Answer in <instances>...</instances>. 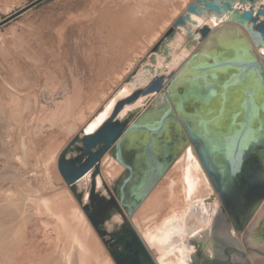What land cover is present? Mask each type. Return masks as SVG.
I'll use <instances>...</instances> for the list:
<instances>
[{"label": "water", "instance_id": "95a60500", "mask_svg": "<svg viewBox=\"0 0 264 264\" xmlns=\"http://www.w3.org/2000/svg\"><path fill=\"white\" fill-rule=\"evenodd\" d=\"M199 1L206 9L227 12L229 17L214 32L207 26L199 28L200 39L206 40L213 33L217 45L222 34L234 33L242 48L225 57L207 55L206 67L198 69L193 80H185L183 74L205 54L203 48L185 63L164 91L160 84L119 101L103 126L94 134L73 139L57 161L60 176L115 264H156L128 219L187 143L193 147L220 206L203 229H196L199 224L195 214H201L200 209L188 216L184 222L187 240L181 235L172 236L168 247L179 249L186 264H264V217L257 211L264 196V70L262 58L254 52L264 40V20H260L264 6L255 13L250 8H233L226 1L221 6ZM197 11L194 4L187 8L188 13ZM183 21L181 17L174 27ZM153 90L160 92L158 98L164 105L155 100L130 121H116L126 103ZM258 95L262 102L256 99ZM106 152L123 166L124 172L103 196L97 190L95 175ZM253 155L255 163H260L259 177L254 188L247 189L253 187L252 182L245 185L244 179ZM234 166L238 172L233 171ZM91 168L95 172L83 205L84 192L75 185ZM242 187L250 196H246L249 201L238 219L235 206L239 203L235 200H240ZM115 214L120 215L122 223L107 231L105 225ZM233 233L242 235L241 242Z\"/></svg>", "mask_w": 264, "mask_h": 264}, {"label": "rangeland", "instance_id": "374dc122", "mask_svg": "<svg viewBox=\"0 0 264 264\" xmlns=\"http://www.w3.org/2000/svg\"><path fill=\"white\" fill-rule=\"evenodd\" d=\"M35 1L0 0V264H80L77 237L89 251L86 264H115L97 234L103 251L74 214L69 186L48 159L69 142L72 131L47 114L55 101L77 89L84 102L70 127L87 116L141 54L133 47L136 39L123 31L129 18L139 14L142 20L136 22L142 25L148 10L154 11L150 3L162 0H44L31 6ZM10 97L18 104L8 105Z\"/></svg>", "mask_w": 264, "mask_h": 264}, {"label": "bare ground", "instance_id": "6f19581e", "mask_svg": "<svg viewBox=\"0 0 264 264\" xmlns=\"http://www.w3.org/2000/svg\"><path fill=\"white\" fill-rule=\"evenodd\" d=\"M162 1H159L158 4L154 2L150 3L152 4L154 11H151L149 13L148 10V14L146 18L144 17L145 20L143 19L142 21L143 23L141 22L142 25L139 24L141 26L138 25L140 20V17H138L139 14L138 16L133 17L136 18V20L133 19L134 21L131 20L132 17L129 18V21L131 23L128 22V24L126 25L123 31L125 30L127 31L129 39L130 38L136 39L135 41L136 43L133 45V47L136 48L138 47L141 51V54L138 56L135 62L133 61L132 64L129 65L128 69L125 72L121 73L122 75H120L121 77L119 82L116 83L113 88H110L108 92L104 93L101 96L100 100L91 108L87 116L81 118L78 121V123L70 127L69 125L70 118L76 113L80 105H82L84 102L83 92L81 93V91L79 92V90L77 89L74 90L73 94L71 95L68 94L69 96H65L64 98L62 99L60 98V100L54 102V108L52 111L48 112L47 118L50 121L52 120L59 121V123H61L63 127L66 126L69 127L67 128L68 131L69 130L72 131V136H70L71 139H69V142L67 144L63 143L65 146L62 149L60 148L61 150L59 152L56 153L54 152V154L50 155L51 157L49 156L48 158L50 161H52L53 165L56 168H57L58 158L62 153V151L66 148V146L75 138H80L83 135L94 134L101 126H103L107 122L108 118H110L109 116L111 115L113 109L115 108L114 106L119 101L127 100V98H129V96L132 93L134 94L135 92L137 93L142 92L151 86L155 87L161 84L160 90L164 91L166 86L183 68L185 63L203 48H205L206 50L205 54L197 58L193 62V64H191L189 70H187V72L183 74L185 80L186 79L193 80L196 77L197 70L206 67L207 63L205 62V60L207 55H217L216 57L220 58V57H225L226 55H230L231 52L238 51L242 48L241 43L238 41V36H236V34L234 33L222 34L217 40V45H214L213 43V39H212L213 33H211V35L206 40L200 39L198 29L201 28L202 26H207L211 29L212 32H214L217 28H219L220 26H222L223 24L229 21L227 12L217 13V12H213L212 10H208L204 7L203 2L199 0H170L167 6H165V3H167L166 0H162ZM206 1L210 3H215L220 6L222 2L226 1V2H230L233 8L239 10L250 8L253 9L255 13L261 8V6H264V0H206ZM191 4H194L196 6L198 10L197 13L187 12V8ZM5 10H6L5 13L7 12L6 14H9L11 12V10L9 9H5ZM142 10L144 11V9ZM134 12L136 11L134 10ZM129 15L132 16L131 13ZM142 15L140 13V16ZM181 17L184 20L183 23L177 26V28H175L174 25ZM193 17H195V19H193ZM137 19H138V23L136 22ZM260 20H264V15L260 16ZM135 23H137L138 25L137 26L138 28L136 29H134V26L136 25ZM132 26L133 29H131ZM235 28L239 29V27H235ZM124 34L125 36H127L126 33ZM245 34H247L246 31ZM254 52L257 55L258 59H260V57L262 58V67L264 70V53L261 52V46L258 48L254 47ZM143 56H145L143 61L147 60V62L145 64L144 63L140 64V61ZM159 96H160V92L155 90L139 94V96L133 102L126 103L123 106V108L121 109L120 113L116 118V121H126V120L130 121L134 117V115L138 113V111L140 110L141 112L144 111L153 102H155V100H157L158 104L160 103L159 105H164L162 98L161 97L158 98ZM255 97L258 101L262 102V98L259 95ZM7 102L8 105L14 106L18 104V99H16L15 97H10ZM41 117L42 116H40V118ZM169 126H171L174 130L173 125H169ZM163 136H165V133L163 134ZM22 149L26 151L25 150L26 147ZM69 156L70 153L68 152L67 157ZM259 158L260 156L257 157L256 159ZM251 160L253 161L251 162V165H248L244 179H245V185H249V183L252 182L253 187L249 185L246 187L247 189H253L259 177V173L257 172L259 170L258 166L260 165V163L259 164H257V162L255 163L254 155L251 157ZM256 164L257 166L255 167ZM98 165H99V171L95 175L97 190L100 191L103 196H106L107 195L106 188L111 190V186L113 185V183L116 180V177L118 176L117 174L122 175L124 172V168L109 154V152H106L104 154V156L99 161ZM94 172H95V168H91L89 172H87V174L84 177H82L75 185V187L78 190L82 189L84 192L83 193L84 197L82 200L83 205L86 204V200L89 194L90 185L93 179ZM253 172H254V177L252 176ZM16 187L18 186L16 185ZM239 192H241L239 194L240 200L237 199L235 200V202L238 201L239 203L238 205L235 206L238 207L237 211H239L236 213L238 219L242 218L241 210L242 211L244 210L243 208H245L244 206L247 204L245 202L249 201L248 199H246V196H250L249 195L250 193L247 192L243 187ZM66 194H67L66 195L67 198H69L70 201L72 202L74 214L78 217V219L82 223L86 224L85 228L89 232V235L92 236L91 238L95 240L97 245L103 251V246L100 244V242H98L96 232L94 231L87 217L85 216V214L81 209L79 210L74 205V199H73L74 196L70 191V187H68ZM33 200L30 201L33 202ZM219 206H220V201L217 194L213 190V187L209 179L207 178L195 154L193 147L191 146L190 143H187L183 148L180 149L179 154L172 163V165L164 173L162 178L159 180V182L156 184L153 190L149 193V195L146 197L143 203L138 207L135 213L131 216V218L128 219V221L131 224V226L134 228L135 232L138 234L143 244L147 247V249L151 253L156 264H186L180 250L174 249L173 247L169 248L168 241H170V239L173 238L172 236L175 235H181L180 237L183 240L184 239L187 240V235L184 230V222L188 216L194 215L195 212L197 213L199 211V209L202 211V213L199 214L198 212L199 217L197 214H195V218L197 219V222L199 224V226L196 229L205 228L209 224L214 212ZM23 208H26L25 210H27V207H23ZM257 211L262 212L260 217H264V196L262 198L261 203L259 204ZM53 212H54L53 214L57 215L56 217L59 220H62L61 216L63 215L61 212H56L54 210V207H53ZM154 214H157L158 217L153 218ZM139 217H141V222L138 219ZM121 223L122 220L120 215L115 214L111 219V221L106 223L105 225L106 230L111 231L113 230V228L117 227ZM234 236L239 242H241L242 235L234 234ZM76 241L80 246V249L82 251L81 253L83 254V256H85L89 251L88 252L86 251L84 242H82V240L78 237L76 238ZM83 256H80V261H79L80 264H86Z\"/></svg>", "mask_w": 264, "mask_h": 264}, {"label": "snow or ice", "instance_id": "6c2138e0", "mask_svg": "<svg viewBox=\"0 0 264 264\" xmlns=\"http://www.w3.org/2000/svg\"><path fill=\"white\" fill-rule=\"evenodd\" d=\"M193 19H195V17H193ZM260 45H261V52L264 53V40L260 41ZM90 131H91V129H90ZM233 171L238 172L239 169L234 166ZM69 172H71V165L69 166Z\"/></svg>", "mask_w": 264, "mask_h": 264}]
</instances>
